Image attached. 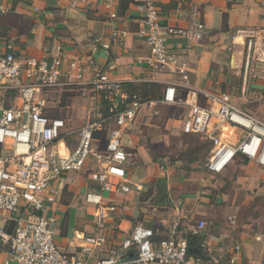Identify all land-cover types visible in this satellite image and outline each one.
Wrapping results in <instances>:
<instances>
[{
	"label": "crops",
	"instance_id": "obj_1",
	"mask_svg": "<svg viewBox=\"0 0 264 264\" xmlns=\"http://www.w3.org/2000/svg\"><path fill=\"white\" fill-rule=\"evenodd\" d=\"M155 2L163 25L186 26L192 7L199 9L205 24L207 35L199 43L187 44L179 38L167 40L168 47L181 52L188 64L190 89L179 91V97L211 108L215 102L205 95L217 98L224 94L232 105L264 123V0ZM74 3V0H0V53L11 52L22 64L27 59L40 61L59 56L62 61L61 81L65 80L71 62L84 64L93 59L98 70L122 82L123 86H139L138 92L142 96L135 95L141 101L147 102L148 99L155 103L138 110L122 137L123 150L128 156L124 165L126 180L131 189L129 192H102L104 205H113L116 211L109 213L101 231L106 239L105 246L95 252L89 263L95 264L114 250L119 264H129L134 253L122 250L121 244L129 238L134 227L142 225L153 230L155 246L172 231L188 242L194 239L195 252H189L194 261L230 264L231 258L237 257L236 264H264V234L254 232L241 216L229 213L230 207L224 204L225 201L204 192L211 182L221 178L240 160L231 163L220 174L210 172L207 164L212 152L211 143L181 132L187 107L160 102L163 94L160 82L169 77L152 74L143 64L148 49L137 35L143 28L141 4L134 0ZM112 31L124 35L111 41ZM107 43L109 49L101 48V44ZM93 73L94 69L89 67L85 76L87 82L91 83ZM71 87H78L85 91L84 95H91L101 102L89 86L73 84L62 89L69 91ZM4 93L6 106L21 104L17 91ZM165 106L180 108L181 115L157 119L163 121L161 126H156L157 129L146 128L145 125L149 124L139 120L144 109L156 115ZM64 108L66 106L60 109L61 115ZM41 110L48 118H63L53 117L45 105ZM233 131L224 129L222 138L237 142L242 132ZM172 135L176 140L190 137V146L186 150L181 143L175 145L176 149L185 150L179 158L172 156ZM69 136L65 135L56 142L53 146L55 153L67 156L75 148L77 137L74 136L72 144L68 141ZM61 142L64 154H61ZM102 161V155L90 156L83 170L61 176L57 181V201L44 213L55 219L56 246L73 256H81L82 237L93 233L96 227V208L85 204L84 195L97 187L87 179L86 173L100 167ZM240 162L243 168L255 164ZM252 177L256 182L262 176ZM263 184L259 182L261 188H264ZM135 185L141 189L137 191ZM201 221L205 226L199 229ZM12 223L5 225L11 232ZM0 264H11L7 247L3 244H0Z\"/></svg>",
	"mask_w": 264,
	"mask_h": 264
},
{
	"label": "built area",
	"instance_id": "obj_2",
	"mask_svg": "<svg viewBox=\"0 0 264 264\" xmlns=\"http://www.w3.org/2000/svg\"><path fill=\"white\" fill-rule=\"evenodd\" d=\"M88 1L74 0L82 4ZM134 1L144 9L143 28L137 34L148 49L143 64L150 73L169 77L160 82L163 84L162 104L187 107L181 132L211 143L207 169L220 174L239 160L253 162L264 169V123L232 105L224 94L217 98L205 95L215 102L211 108L179 97V91L190 89L188 64L181 52L168 47L167 40L179 38L187 44L202 41L207 32L199 9L192 7L186 26H170L161 23L155 0ZM120 35L124 34L112 31L110 40ZM101 48L109 49V44H101ZM61 65L59 56L40 61L27 59L22 64L13 53H0V244L7 247L11 264H90L95 252L106 244L101 233L105 220L109 213L116 211L115 206L104 205L102 192H129L131 189L126 180L124 165L128 156L123 150L122 137L142 106L155 105L151 101H141L135 94L129 95L123 83L98 70L93 59L84 64L71 62L64 81L60 79ZM89 67L94 69L91 83L85 80ZM73 84L89 86L107 109L102 122L89 123L76 133L66 130L63 119L48 118L41 110L49 90ZM7 90L18 92L20 105H5L4 92ZM104 123L111 128L103 161L100 167L86 173L87 179L97 187L84 195L85 204L96 208V227L93 233L82 237L81 256H73L56 246L55 219L44 213L57 201L59 178L68 172L83 170L90 156H99L91 148V141L94 132ZM224 129L239 130L242 134L237 142L231 143L222 138ZM65 135H75L77 144L67 156H60L53 151V146ZM134 188L141 189L138 185ZM11 221L13 230L9 233L5 225ZM204 226V222H199V229ZM153 237L151 228L134 227L129 238L121 244L122 250L134 253L129 264H211L194 261L188 240L175 231L156 246ZM236 261L237 257H233L230 264ZM119 263L114 250L95 262Z\"/></svg>",
	"mask_w": 264,
	"mask_h": 264
},
{
	"label": "rangeland",
	"instance_id": "obj_3",
	"mask_svg": "<svg viewBox=\"0 0 264 264\" xmlns=\"http://www.w3.org/2000/svg\"><path fill=\"white\" fill-rule=\"evenodd\" d=\"M84 93L85 91L80 90L78 87H71L69 91L57 88L49 90L46 94L47 101L45 106L47 110L51 112L53 117H63L62 119L65 121V127L68 132L76 133L81 127L89 123L97 124L106 118L103 115V105L99 99H93L91 95H84ZM65 106L66 109L64 108L61 115L60 109ZM143 111L145 112L139 115V120L151 125H145L146 128L150 129H157L156 126L163 124L162 120L157 121V119L177 118L181 115L180 108L166 106L161 107L160 112L156 115L149 114L145 109ZM140 126L143 127V124H140ZM110 128V124L104 123L101 128L94 132L91 148L95 154L104 155ZM74 136L70 135L68 137V141H71L72 144H74L72 140ZM171 141L172 149L174 150L172 153L173 157L179 158L187 146H190V137H181L176 140L172 135ZM179 143L184 146V151L183 149L175 148V145ZM234 166L231 170L226 171L221 178L211 182L212 184L207 186L204 192L209 196L225 201L224 204L230 207L229 213L232 212L241 216L246 223L247 221L250 223L254 232L264 234V188L259 185L260 181L264 183V170L255 164H252L250 168L245 166L243 168L240 161ZM253 175L262 177L255 182L250 178Z\"/></svg>",
	"mask_w": 264,
	"mask_h": 264
},
{
	"label": "trees",
	"instance_id": "obj_4",
	"mask_svg": "<svg viewBox=\"0 0 264 264\" xmlns=\"http://www.w3.org/2000/svg\"><path fill=\"white\" fill-rule=\"evenodd\" d=\"M155 85V84H154ZM124 88L126 91L129 92L130 95L132 94H137V95H141L139 92H138V88L139 86H136V85H132V84H124ZM142 96V95H141ZM142 101H145L144 99H142ZM148 101V99H147ZM103 106V115L106 116L107 115V109L105 107L104 104H102ZM247 161L246 160H243L242 164H246ZM9 233H11V230H8Z\"/></svg>",
	"mask_w": 264,
	"mask_h": 264
},
{
	"label": "water",
	"instance_id": "obj_5",
	"mask_svg": "<svg viewBox=\"0 0 264 264\" xmlns=\"http://www.w3.org/2000/svg\"><path fill=\"white\" fill-rule=\"evenodd\" d=\"M196 241L194 239H191L189 241V247H190V253L193 254L195 252V250L193 249L194 245H195Z\"/></svg>",
	"mask_w": 264,
	"mask_h": 264
},
{
	"label": "bare ground",
	"instance_id": "obj_6",
	"mask_svg": "<svg viewBox=\"0 0 264 264\" xmlns=\"http://www.w3.org/2000/svg\"><path fill=\"white\" fill-rule=\"evenodd\" d=\"M60 148H61V150H62V151H61V152H62L61 154H64V150H63V149H64V144H63L62 142L60 143Z\"/></svg>",
	"mask_w": 264,
	"mask_h": 264
}]
</instances>
